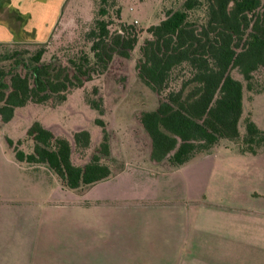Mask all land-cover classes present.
I'll use <instances>...</instances> for the list:
<instances>
[{
	"label": "trees",
	"instance_id": "trees-1",
	"mask_svg": "<svg viewBox=\"0 0 264 264\" xmlns=\"http://www.w3.org/2000/svg\"><path fill=\"white\" fill-rule=\"evenodd\" d=\"M121 15L118 0H99L85 33L87 46L66 61L61 56L47 60V42L0 43L2 123L11 122L15 111L29 104L61 105L73 90L105 75L116 58L130 59L139 35L134 25L112 29ZM147 33L136 69L141 82L160 96L156 110L139 116L151 139V159L180 168L211 154L222 142L243 154L264 151V131L251 116L245 120V136L239 130L245 90L250 100L264 92L258 80L264 70V0H184ZM87 102L104 114L102 97ZM96 123L103 128V140L84 166L73 163L68 139L38 123L27 132L32 152L21 148L23 141H6L18 164L45 166L65 188L81 190L113 175L106 123L102 118ZM74 138L78 150L90 148L88 131H78Z\"/></svg>",
	"mask_w": 264,
	"mask_h": 264
},
{
	"label": "crops",
	"instance_id": "crops-1",
	"mask_svg": "<svg viewBox=\"0 0 264 264\" xmlns=\"http://www.w3.org/2000/svg\"><path fill=\"white\" fill-rule=\"evenodd\" d=\"M66 1L0 0V43L46 42ZM249 103L247 113L264 131L259 113L264 92ZM223 147L171 168L151 159L152 148L145 155L135 153L130 161L114 157L111 146L112 162L121 167L111 165L113 175L84 192L60 185V192L68 191L72 199L53 203L58 211L50 213L58 223L66 212L84 214L74 220L89 227L86 246L79 245L81 252L73 249V256L57 252V262L46 251L42 264H83V253L116 249L130 256L132 264H150L141 262L147 255L156 259L152 264H159L161 256H183L177 264H188L184 257L189 255L208 256L205 262L201 259L203 264H264V151L250 155L231 144ZM214 183L232 185L229 204L206 200L214 199L209 188ZM89 260L84 264H95ZM169 264H176V257Z\"/></svg>",
	"mask_w": 264,
	"mask_h": 264
},
{
	"label": "rangeland",
	"instance_id": "rangeland-1",
	"mask_svg": "<svg viewBox=\"0 0 264 264\" xmlns=\"http://www.w3.org/2000/svg\"><path fill=\"white\" fill-rule=\"evenodd\" d=\"M98 2L99 0L66 1L61 16L46 41L47 60L53 56H61L66 61L67 56L82 48L85 49L87 46L85 33L94 20ZM183 2L184 0H118L122 15L115 21L112 29L117 30L119 24L134 25L139 35L138 45L132 52L131 58H116L105 75L96 77L83 88L73 90L67 101L61 105L29 104L18 108L11 122L4 124L0 120L1 264H42L46 260L43 254L46 251H52L51 257L57 262V252L70 256L77 254L78 250L81 252L79 245L83 243V248L86 246L83 239L90 231L88 226L80 227L74 220V216L78 219L84 214L70 215L74 214L73 211L66 212L65 218L60 219V223L54 222L55 216L52 217L50 213L58 209L53 207V203L70 200L71 195L68 191L60 192L59 186L63 185L58 183L60 181L47 167L35 166L43 170L27 171L24 166L27 168L33 166L18 164L6 138L15 142L23 141L21 148L26 152H32L34 144L27 139V132L33 124H41L55 135L68 139L73 146V163L84 166L89 163L92 154L103 140V128L96 123L97 119L102 118L106 123L114 157L123 156L131 161L135 153L145 155L149 152L151 139L141 125L139 116L142 112L156 110L160 96L141 82L136 65L141 57L140 49L149 37L148 28L159 23L165 17L167 10L176 9ZM233 74L243 82L242 76L237 71ZM258 80L259 83L264 84V70L258 74ZM95 89L98 90L97 94L94 92ZM249 96L250 94L245 90L244 113L239 124L242 137L246 134L245 120L250 116L247 113L251 109ZM100 97L103 98L105 109L102 116L87 102L88 98ZM259 111L261 121H264V107ZM81 130L88 131L91 136V146L84 152L78 150L74 138V134ZM224 143L221 144L222 149L216 148L217 152L224 150ZM232 148L236 146L232 145ZM108 163L116 169L121 167L119 163L112 162L111 157ZM89 188L81 189L79 192ZM209 188L214 198L208 197L209 199L206 200L209 202L215 201L218 202L217 204L226 205L234 197L232 185L222 188L214 183ZM214 207L211 208H218ZM78 240L80 242L76 244ZM111 251L110 253L92 252L91 255L83 253V264L90 258L95 264L134 262L130 256L123 257L118 249ZM174 257L177 264L182 261L183 256H161L159 264H169ZM205 258L209 259L208 256L198 255L184 257L188 264H203L201 259L205 262ZM141 262L152 264L156 259L147 255L141 259ZM64 263L68 264L69 261L65 260Z\"/></svg>",
	"mask_w": 264,
	"mask_h": 264
}]
</instances>
